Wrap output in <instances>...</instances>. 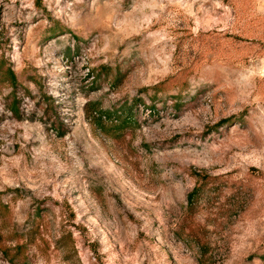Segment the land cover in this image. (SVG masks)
Segmentation results:
<instances>
[{"label": "rangeland", "instance_id": "1", "mask_svg": "<svg viewBox=\"0 0 264 264\" xmlns=\"http://www.w3.org/2000/svg\"><path fill=\"white\" fill-rule=\"evenodd\" d=\"M0 264H264V0H0Z\"/></svg>", "mask_w": 264, "mask_h": 264}, {"label": "trees", "instance_id": "2", "mask_svg": "<svg viewBox=\"0 0 264 264\" xmlns=\"http://www.w3.org/2000/svg\"><path fill=\"white\" fill-rule=\"evenodd\" d=\"M8 72L10 73L11 77H13V72L9 69ZM197 187L193 188L188 194H187V200L189 203H192L194 196L197 194Z\"/></svg>", "mask_w": 264, "mask_h": 264}]
</instances>
